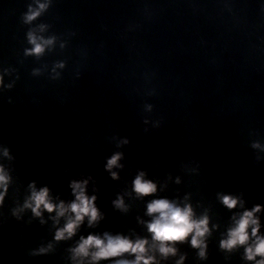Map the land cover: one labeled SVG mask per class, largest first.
Here are the masks:
<instances>
[{"label":"clouds","instance_id":"9594fccd","mask_svg":"<svg viewBox=\"0 0 264 264\" xmlns=\"http://www.w3.org/2000/svg\"><path fill=\"white\" fill-rule=\"evenodd\" d=\"M47 4L39 3L38 8L28 5V10L23 14V22L30 24L37 19L41 13L46 10ZM29 44L33 47L25 50V55L41 56L45 48L54 43L55 37L44 39L37 37L32 31L27 33ZM63 67V65H59ZM3 85V76L0 75V87ZM7 87H11L8 85ZM259 148L258 142L252 145ZM3 155L9 156L8 149L5 148ZM123 153L116 152L107 159L105 169L111 173L113 179H117L118 175L113 172L114 167H122L119 161L122 159ZM144 173H139L133 180V190L138 196H149L156 192V185L151 180L144 179ZM10 176L5 172L3 164H0V206L3 205L5 196L8 191ZM87 180L71 182L72 192L75 200L67 206L61 201L58 205L52 203L49 197V189L43 187L38 191L35 183L29 184L31 194L25 200L23 207L30 208L35 216L41 215V209L48 213L55 212L58 217L64 216L66 213L72 215L68 219L63 228L55 233V240L60 241L72 237L76 229L82 224L85 217H88V224L92 225L100 216L95 205V196L89 197L86 194ZM222 203L229 209H233L238 204V199L225 195L221 197ZM117 207H123V200L114 201ZM261 210L260 205H256L252 210H246L236 221L235 227L228 230L227 239L220 242L222 249L232 250L237 246H245V259L253 261L254 264H264V236H260L259 220L255 218V213ZM148 215L153 219L148 223V231L152 234V240L159 245V252L167 256L175 254L176 249L170 245L183 242L191 236V245L201 248L199 255H205L203 251L202 238L208 233V218L205 216L201 219H194V214L190 206L180 207L167 199H155L147 205ZM13 215H16L15 210ZM251 229V232H249ZM254 238V241L250 243ZM148 241L146 239H138L135 242L121 236L109 235L105 233L103 238L98 235H88L86 238L81 237L78 245L71 249L73 258L90 257L92 264H99L100 261H107L110 258L120 257L125 253L134 254L135 260H116L114 264H154V257L148 256ZM51 245H49V248ZM48 249L41 247L34 255L45 254ZM259 257V259H257Z\"/></svg>","mask_w":264,"mask_h":264}]
</instances>
